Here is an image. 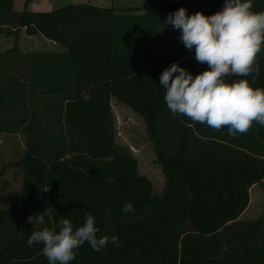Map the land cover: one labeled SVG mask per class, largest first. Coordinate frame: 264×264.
I'll use <instances>...</instances> for the list:
<instances>
[{"label":"trees","instance_id":"16d2710c","mask_svg":"<svg viewBox=\"0 0 264 264\" xmlns=\"http://www.w3.org/2000/svg\"><path fill=\"white\" fill-rule=\"evenodd\" d=\"M251 2L252 11L264 12V0ZM12 3L0 0V36L13 35L15 42L0 54V74L12 76L20 61L33 95L53 96L63 85L74 94L42 100L61 107L55 115L60 128L52 130L50 121L44 127L45 119L34 114L26 153L11 163L23 165V181L15 203L0 209V264H49L43 245H27L31 233L61 218L75 229L89 214L98 237L116 235L120 244L96 252L85 243L70 264H264V219H238L250 186L264 179V126L253 122L233 137L227 127L215 130L173 115L160 85L169 65L195 55L166 24L168 15L184 7L188 15L210 16L225 0H150L120 9L69 4L52 11H15ZM23 27L66 51L21 54ZM257 61L259 77L244 78L264 88V47ZM11 96L0 87V112ZM111 96L144 119L165 178L160 194L138 172L131 151L115 142ZM13 122L12 114L1 116L0 132H13ZM127 203L134 212H122ZM49 206L55 207L53 221L46 217L33 228L27 218Z\"/></svg>","mask_w":264,"mask_h":264},{"label":"clouds","instance_id":"9594fccd","mask_svg":"<svg viewBox=\"0 0 264 264\" xmlns=\"http://www.w3.org/2000/svg\"><path fill=\"white\" fill-rule=\"evenodd\" d=\"M166 24L180 31L179 39L188 50L195 49L197 62L208 65L193 76L173 62L161 73L160 85L166 90L164 101L170 112L215 130L227 127L233 137L246 134L253 122L264 126V88H254L244 78L255 80L261 71L257 56L264 47V12L252 11L251 0H225L223 9L210 16L200 11L188 15L181 7L168 15ZM54 208L30 215L27 222L37 228L45 225L46 217L53 221ZM134 211L131 203L122 209L125 214ZM98 232L90 214L75 229L69 219L61 218L52 227L34 230L27 245H43L41 251L49 264H70L85 243L96 252L109 243L119 246L118 236L98 237Z\"/></svg>","mask_w":264,"mask_h":264},{"label":"rangeland","instance_id":"374dc122","mask_svg":"<svg viewBox=\"0 0 264 264\" xmlns=\"http://www.w3.org/2000/svg\"><path fill=\"white\" fill-rule=\"evenodd\" d=\"M146 1L150 0H13L12 6L15 11H21L24 9L31 10V11H52L60 9L64 6H67L69 4H87V5H94L99 6L103 8H114V9H120L125 6H135L140 7L142 6ZM165 1V0H162ZM169 1V0H166ZM176 1V0H172ZM136 13L138 15H141L143 12L142 9L136 10ZM131 19V18H130ZM20 31V42L17 40V45L20 47L22 44H26L31 42V44H39V42L47 41L46 38L42 37L41 35H29L25 31V28L23 27ZM20 33V32H19ZM14 36H4L2 35L0 38V46L2 48V52L5 50H9L14 46ZM18 39V38H17ZM37 39V40H36ZM43 39V40H41ZM192 63V70L193 76L207 70L208 65L207 64H201L199 62L193 61ZM195 65V66H194ZM197 67V68H196ZM196 71L198 73H196ZM8 74H0V87L5 90L9 88H13V84H11V81L9 80L10 77H8ZM236 79V78H234ZM10 82V83H9ZM13 85V86H12ZM13 96L9 97V100L6 103V110H2L0 112V117L5 116L8 114H12L15 109H18L16 106L20 105L17 102H13ZM36 105V106H35ZM34 106L36 107V113L44 119H47L50 117L49 114L46 113L45 106L43 105V102L37 101ZM28 104V108H29ZM116 117H117V123H116V132L117 134V141L119 144L125 145L127 147H130L131 145L138 147V154L140 155V163L139 168L142 174H146V176L152 181L154 192L157 194H160L165 185V178L163 173H159L157 161L148 158V153L151 151V148L148 144V137L146 136L143 124L138 119L136 114H132L130 110H127L125 108L115 109ZM47 121H50L47 120ZM52 122V118H51ZM57 128V127H56ZM0 140L4 139V144L0 143V170L4 172V166L6 161L14 160L15 158H19L17 155L18 151H21V149H18L19 143L23 142L22 136L20 134L15 133H1ZM145 156V158L143 157ZM23 156L20 158L22 159ZM142 158V159H141ZM13 164L9 163L7 166H12ZM159 165V164H158ZM140 172V173H141ZM7 190H4V193H6ZM8 195L5 197V199L0 200V206H6L7 204H14L16 201V196L13 197V195H10L9 192ZM1 196V194H0ZM3 196V195H2ZM1 196V197H2ZM9 206V205H8ZM243 218L248 219H264V179L261 180L258 183H255L250 186L249 188V203L246 209L244 210Z\"/></svg>","mask_w":264,"mask_h":264},{"label":"crops","instance_id":"0c3cea01","mask_svg":"<svg viewBox=\"0 0 264 264\" xmlns=\"http://www.w3.org/2000/svg\"><path fill=\"white\" fill-rule=\"evenodd\" d=\"M179 1H181V0H176V1L169 0L167 2H179ZM131 7H135V6H131ZM21 32L22 31H20V33H18V39L17 40L19 42H20ZM24 32H26V31H24ZM0 38H1V36H0ZM41 40H43V39H41ZM19 51L21 54H32V53H39V52L63 53L64 51H66V49L64 47H62L61 45H59L58 43L48 39L47 41H44L43 43L39 42V44H35V45L31 44V42L26 43V44H22L19 47ZM4 52H5V50L2 52V48L0 46V54H2ZM193 61H195V55L186 56V57L180 59L179 61H177L175 63H178L180 66L184 67L190 73L193 74L194 70H192L193 65L191 63ZM22 64H23V62H20V61L14 62V64H13L14 69H15L14 74H12V76H10V75L8 76V77H10L9 80L11 81V84H13L14 86L12 85L13 88L12 87L9 88L8 91L12 92V96L14 97L13 102H17V104L18 103L20 104V105L16 106L18 109H15V111H13L14 113H13L12 117L14 119V122H13V129H12L13 132H11V133L20 134L22 136L21 138L23 139V142H21V144L19 143V146H18V149L19 150L21 149V151L17 152L18 153L17 155H19L18 156L19 158H15L14 160L6 161L3 164L17 162L21 159L20 158L21 156L24 157V155L26 153V149H27V146H26L27 132L31 129V127L33 125L31 122L32 116L34 114H36L37 115L36 117H38V113H36V107H35L36 106L35 104L37 101H40V100L42 101L43 99L44 100H50V101H52V100H64V101H66V99L71 98L72 97L71 95L74 94V91H71V93H69V94L66 91H64V85H63V87L61 88L62 91L59 94H55L53 96L52 95L48 96L47 94L46 95L41 94V95H37V96L33 95L29 91L28 77L23 74L24 71H26L27 67L26 68L23 67ZM168 67H170V65ZM236 79H238V77H236ZM80 94L82 95L83 98L87 97V95L85 94L84 91H81ZM28 104L30 105L29 108H28ZM110 105H111V110H112L113 116L115 118V132H116V123H117V117H116V112H115L116 108H119V109L125 108L127 110H130L132 112V114H136V113L132 110V108L130 106L119 102L115 96L110 97ZM44 106H45L46 113L50 115V118H52V122L50 119V126H51L52 130L58 131L60 128V125L57 122V118L55 115L57 112L60 111L61 107L53 106L52 104H45ZM136 115H137L138 119L142 122L144 132H145L146 136L148 137L147 132H146V124H145L144 119L141 116H139L138 114H136ZM47 122H48L47 119H45V121H42V125L44 127H47V125H48ZM1 133H10V132H0V134ZM116 135L117 134H115V142L118 145H122V144L118 143ZM0 138L2 139V137H0ZM0 143L4 144V139L0 140ZM148 144L151 148V151H149V153L147 155L148 158L152 159V157H153L154 160L157 161V156H156L155 150H154L153 145H152L151 141L149 140V138H148ZM122 146L128 148L131 151V153L134 155V157L136 158L137 163H138V172L140 173L141 172L140 168H139V163H140V157L139 156L140 155L138 154V147L134 146V145H131L130 147H127L125 145H122ZM143 157L145 158V156H143ZM156 164L158 166L159 173H163L162 166L158 162ZM0 172H2L0 175V194H1V196L3 195L2 197L0 196V200L2 198L5 199V197L8 195L7 194L8 192L10 195H13V197L20 194L21 189H22V181H23V165L13 164L12 166H6V167H4V172L2 170H0ZM140 174H142V172ZM142 175H146V174L143 173ZM4 190H7L6 193H4ZM8 205L10 206L11 204H7L6 206H0V209H5V208L9 207ZM244 212L245 211H243L241 213V215L239 216L238 219L251 220V219L242 217L244 215Z\"/></svg>","mask_w":264,"mask_h":264}]
</instances>
